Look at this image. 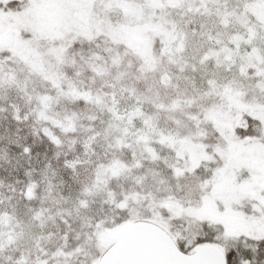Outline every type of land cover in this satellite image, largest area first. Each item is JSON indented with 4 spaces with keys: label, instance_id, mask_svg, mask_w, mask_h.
<instances>
[{
    "label": "snow or ice",
    "instance_id": "obj_1",
    "mask_svg": "<svg viewBox=\"0 0 264 264\" xmlns=\"http://www.w3.org/2000/svg\"><path fill=\"white\" fill-rule=\"evenodd\" d=\"M0 264H264V0H0Z\"/></svg>",
    "mask_w": 264,
    "mask_h": 264
}]
</instances>
